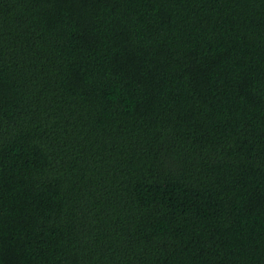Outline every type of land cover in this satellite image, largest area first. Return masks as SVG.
Returning a JSON list of instances; mask_svg holds the SVG:
<instances>
[{"label": "trees", "instance_id": "16d2710c", "mask_svg": "<svg viewBox=\"0 0 264 264\" xmlns=\"http://www.w3.org/2000/svg\"><path fill=\"white\" fill-rule=\"evenodd\" d=\"M0 264H264V0H0Z\"/></svg>", "mask_w": 264, "mask_h": 264}]
</instances>
